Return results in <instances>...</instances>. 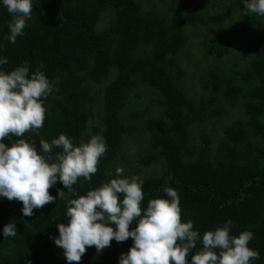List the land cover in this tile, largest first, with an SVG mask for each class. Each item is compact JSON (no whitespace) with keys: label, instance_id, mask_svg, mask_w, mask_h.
I'll list each match as a JSON object with an SVG mask.
<instances>
[{"label":"trees","instance_id":"trees-1","mask_svg":"<svg viewBox=\"0 0 264 264\" xmlns=\"http://www.w3.org/2000/svg\"><path fill=\"white\" fill-rule=\"evenodd\" d=\"M216 1L218 9L210 12L212 0H33L31 19L15 43L7 39L12 15L0 5V58L8 60L6 71L27 63L34 72L43 64L54 84L44 101V126L24 134L38 152L41 139L50 142L61 133L74 145L104 136L107 151L91 182L81 177L73 186L79 195L114 178L126 142L145 132L146 154L138 162L144 167L160 162L163 170L137 174L144 180L142 207L152 198H166L163 189L172 187L180 197L182 222L193 221L203 234L231 219L233 235L254 233L249 247L260 258L253 264H264V17L245 15L242 0ZM108 10L109 25L98 29ZM189 27L216 33L212 41L204 40L206 53L218 61L231 53L233 41L221 38L229 27L241 31L240 47L246 49L245 63L234 73L207 71L201 95L184 83L181 55ZM112 73L100 123L88 133L100 115L89 82L102 85ZM140 88L158 97L157 114L151 105L126 111L131 93ZM232 110L240 116L215 140L206 124L222 123ZM58 189L63 190L59 181L49 193L57 196ZM63 191L65 198L34 209L31 217L23 216L22 202L0 198V264H68L50 239L59 234L58 222L67 223V199L76 198ZM9 222L17 234L5 239L2 229ZM132 244L131 238L112 241L102 253L89 247L80 264H119ZM201 247L198 242L191 254Z\"/></svg>","mask_w":264,"mask_h":264},{"label":"clouds","instance_id":"clouds-1","mask_svg":"<svg viewBox=\"0 0 264 264\" xmlns=\"http://www.w3.org/2000/svg\"><path fill=\"white\" fill-rule=\"evenodd\" d=\"M242 3L245 15L264 17V0ZM0 5L12 15L7 39L15 43L31 19L33 0H0ZM7 63V58H0V198L22 202L20 211L31 217L34 209L57 197L65 198L64 189L76 197L67 199V223L58 222V236L50 237L63 249L68 264H80L89 247L102 253L112 241L129 238L133 244L120 254L119 264H253L260 258L259 251L249 247L254 233L244 230L233 235L231 219L203 234L194 230L193 221L182 222L180 197L172 187L163 189L166 198H152L142 207L144 180L124 175L122 167L115 169L114 178L79 195L73 186L81 177L91 182L107 151L104 136L93 135L74 145L61 133L50 142L41 139L38 152L24 134L44 126V101L54 91V84L42 71L43 64L30 72L27 63L6 71L3 66ZM55 149L59 151L54 153ZM58 181L63 190L58 189L53 196L49 189ZM130 225H134L131 230ZM16 234L14 223L2 229L5 239ZM198 242L202 247L191 254Z\"/></svg>","mask_w":264,"mask_h":264},{"label":"rangeland","instance_id":"rangeland-1","mask_svg":"<svg viewBox=\"0 0 264 264\" xmlns=\"http://www.w3.org/2000/svg\"><path fill=\"white\" fill-rule=\"evenodd\" d=\"M210 12H215L218 9V2L212 0L209 4ZM98 29H102L109 25L112 14L109 10L104 14ZM189 40L186 49L181 55V62L186 70V76L184 83L186 89L193 95L203 94L202 81L208 70L218 67L223 73H234L237 70V66L242 67L245 63V52L244 42L240 41L243 37L239 29H233L229 27L227 33H225L221 38L226 40H232L233 46L231 48V53L225 56L222 60H217L212 55L206 53V42L204 38L210 42L216 37V33H209L206 29H198L189 27ZM115 73H112L109 80L102 85H97L92 82L90 83L91 90L96 98V109L100 111V115L97 116L95 121L90 122L88 133H91L93 127L100 123V119L103 115V94L106 86L113 80ZM206 93V92H205ZM135 102H139L136 104ZM152 106V110L157 114L161 109L158 97L150 92L147 88H140L137 91L131 93L130 101L128 102L126 111L131 108L137 109L138 111H143L147 106ZM127 114V113H126ZM238 111H231L230 114L221 123L216 120L210 121L206 124V132L212 134L215 140H219L222 131L225 126L229 125L235 118L239 117ZM146 139L147 135L145 132L139 133L137 136L129 139L124 147L123 156L118 160L117 166L124 169V175L133 176H151L155 173H159L163 170V165L159 163H153L147 167L142 166L138 160L141 156L146 154Z\"/></svg>","mask_w":264,"mask_h":264}]
</instances>
